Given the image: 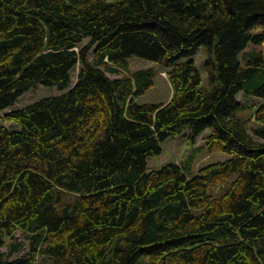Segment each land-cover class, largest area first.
I'll use <instances>...</instances> for the list:
<instances>
[{
	"label": "trees",
	"instance_id": "1",
	"mask_svg": "<svg viewBox=\"0 0 264 264\" xmlns=\"http://www.w3.org/2000/svg\"><path fill=\"white\" fill-rule=\"evenodd\" d=\"M260 27L264 0H0V264H264ZM130 57L166 67L168 101L136 100L155 71ZM38 84L63 92L14 106ZM185 125L230 156L148 170Z\"/></svg>",
	"mask_w": 264,
	"mask_h": 264
},
{
	"label": "rangeland",
	"instance_id": "2",
	"mask_svg": "<svg viewBox=\"0 0 264 264\" xmlns=\"http://www.w3.org/2000/svg\"><path fill=\"white\" fill-rule=\"evenodd\" d=\"M254 34H263V41L260 44H255L258 50H264V27H260L254 31ZM253 45L250 43L247 49H251ZM204 58V54L202 51H199L195 56L194 60L199 69V72L202 76V86L207 82L206 80V72L202 66V60ZM127 71L130 73L140 68H153L155 71V76L153 77V85L148 88L142 95L138 96L136 100L138 102H166L169 100L172 94V88L169 84L167 69L166 67L160 65L157 62L150 61L141 57H130L127 59ZM76 72H74L73 82L76 79ZM111 77H115L116 75L110 74ZM63 91H60L54 86H45L38 84L23 95H21L15 103V107H23L29 105L37 100L42 98L55 96L61 94ZM243 92H240L237 95V99L242 102H246V104L257 103L262 101L259 98H245ZM248 99V100H247ZM264 101V99H263ZM243 109V108H242ZM238 110V116L242 118H247L252 108L247 106L243 110ZM242 110V111H241ZM2 116V112H0V118ZM249 125H254L255 122L253 120H247ZM3 122V121H2ZM6 125H11L7 122ZM187 128V125L182 127V132H178L177 134L167 138L161 143L162 150L159 154L154 156H149L147 158V168L148 170L151 168L160 167L162 164L167 162H177L181 163L183 161L191 158V167L192 171L195 172L200 166L208 162H217L223 161L227 159L230 155L222 153V152H208L206 148H204L203 144L205 143V135L206 133H201L197 139L195 144H190L185 139L184 129ZM183 133V134H182ZM235 177L234 174L230 175V180ZM15 240L14 243H21L19 246V250L14 253L12 257H28L32 251L30 250L29 242L24 238L21 231L18 229L13 234ZM10 238L6 237L5 241L8 244L10 243ZM6 246V247H7ZM6 247L3 249L6 250ZM33 256L35 259L32 261L34 264H44L43 257L39 254L33 252Z\"/></svg>",
	"mask_w": 264,
	"mask_h": 264
},
{
	"label": "bare ground",
	"instance_id": "3",
	"mask_svg": "<svg viewBox=\"0 0 264 264\" xmlns=\"http://www.w3.org/2000/svg\"><path fill=\"white\" fill-rule=\"evenodd\" d=\"M244 58V57H243Z\"/></svg>",
	"mask_w": 264,
	"mask_h": 264
}]
</instances>
